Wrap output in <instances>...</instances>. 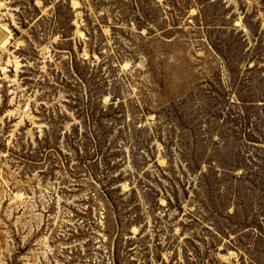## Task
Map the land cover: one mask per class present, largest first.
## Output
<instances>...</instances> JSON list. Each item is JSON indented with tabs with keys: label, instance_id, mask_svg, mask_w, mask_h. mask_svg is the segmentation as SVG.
I'll list each match as a JSON object with an SVG mask.
<instances>
[{
	"label": "rangeland",
	"instance_id": "1",
	"mask_svg": "<svg viewBox=\"0 0 264 264\" xmlns=\"http://www.w3.org/2000/svg\"><path fill=\"white\" fill-rule=\"evenodd\" d=\"M0 264H264V0H0Z\"/></svg>",
	"mask_w": 264,
	"mask_h": 264
}]
</instances>
